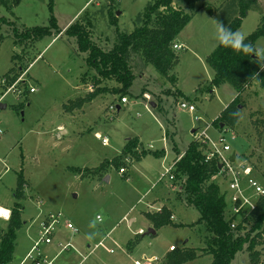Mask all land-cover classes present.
Here are the masks:
<instances>
[{
  "label": "rangeland",
  "instance_id": "rangeland-1",
  "mask_svg": "<svg viewBox=\"0 0 264 264\" xmlns=\"http://www.w3.org/2000/svg\"><path fill=\"white\" fill-rule=\"evenodd\" d=\"M150 1L54 0V13H51L49 0H7V7L0 2V17L5 16L21 30L47 26L52 14L61 28H65L70 20H73L70 24L76 19L88 20L92 26L93 40L104 50H110L117 41L116 27L126 33L132 32L136 27L135 20ZM232 2L197 0L193 21L172 44L177 61L169 75L174 81L160 75L151 65H146L142 55L134 52L130 56V65L136 77L130 94L125 96L127 103H122L120 94L108 93L70 112L66 105L96 88L92 81L96 73L87 66V55L78 52L75 42L65 34L56 38L46 37L35 44L26 42L17 45L10 26H1L0 104L6 107H0V128L3 130L0 135V207H13V194L23 171L27 186L25 199L21 200L24 206L22 214L28 223L17 231V243L21 249L30 246L27 238L29 228L31 235L36 237L41 228L40 223L48 219L51 213L61 212L63 219L58 237L54 238L51 245H43L42 249L53 255L60 251V242L65 245L73 243L76 249L63 252L56 260L57 264H135V260L141 256L134 252L130 256L126 255L125 242L132 237V233L138 232L139 226L130 227L128 217L138 215V211L146 206L145 202L152 197L158 198L159 203L169 201L167 203L175 208V215H171L172 221L174 219L182 226V221L188 223L199 217V212L180 192V182L170 180V174L162 167L161 161H154L150 156L146 161L156 165V171L152 170L154 174L150 173L151 177L144 170L147 165H133L135 161L132 158L127 159L130 162L125 165V172H121L122 167L110 166L97 175H87V170L120 155L128 138L140 141V137L144 142L139 143L140 148L145 150V145L149 144L152 148L165 144V148L168 146L171 149L172 138L174 144L176 140L179 149L185 151L192 138L195 139L197 133L208 127L213 139L221 135L227 137L232 146L231 153L236 155L235 167L242 170L251 168V175L264 185V130L258 120L264 109V89L255 85L241 96L240 103L243 106L240 105L241 114L236 129L214 123L237 92L227 83L209 90L214 72L207 58L220 44L216 38V28L220 22L210 17L207 8L215 10L217 17L219 15L225 19L234 9L233 5L230 6ZM175 5L184 11H191L184 1L176 0ZM111 8L118 18L117 25L110 22ZM76 15L78 17L74 19ZM235 16L236 12L230 20ZM245 17L238 30L248 37L264 22V0H257ZM175 44L182 45V48H175ZM255 46L257 50H264V38L257 40ZM13 57L17 59L13 60ZM260 57L264 60V51ZM12 67H15L14 73L20 77L16 81L18 83L10 85L5 75ZM6 79L8 83L3 84ZM103 85L110 88L120 86L116 81H105ZM25 86L29 91L31 87L37 91L24 95ZM177 86L191 101L176 95ZM168 90L175 94H170ZM145 93L151 99L146 98ZM151 101L158 105H152ZM182 101L195 105L196 111L182 109L179 105ZM20 104L24 108L17 111L15 106ZM112 106L116 108L112 110ZM196 116H200V119ZM172 118H175V129ZM105 136L110 139V144L106 146L101 140ZM171 151L170 155L176 157L175 150ZM132 165L134 172H130ZM78 168L86 173L82 175ZM106 176L110 177L108 182L105 181ZM169 180L172 181L170 188ZM214 180L221 193H225L228 198L227 178L219 174ZM249 196L253 201L259 198L253 191L249 192ZM141 199L143 204L139 202ZM157 208L153 206L149 211H157ZM131 210H134L132 215ZM98 215L103 222L97 221L96 229H91L89 224ZM243 219L244 216L236 217V224ZM68 222L78 232L68 228ZM191 224L195 226L196 222ZM191 224L188 226L192 228ZM7 226V222L0 220L3 231ZM189 227L167 226L161 229L153 237V245L147 248L149 254H158L160 257L171 244L178 249L183 247V242L192 231ZM104 230H112L111 235L120 247L106 240L90 254ZM93 231L101 232L95 240L88 238V234ZM193 231L189 247H204V233ZM146 232L149 233L148 230ZM134 239L137 241L138 237ZM262 243L256 247L261 253V261L264 258V237ZM126 252L130 254L128 250ZM168 254L165 252L163 259L154 264H163ZM211 261V255L200 252V258L192 264H210ZM232 264H252L249 252H239Z\"/></svg>",
  "mask_w": 264,
  "mask_h": 264
},
{
  "label": "trees",
  "instance_id": "trees-1",
  "mask_svg": "<svg viewBox=\"0 0 264 264\" xmlns=\"http://www.w3.org/2000/svg\"><path fill=\"white\" fill-rule=\"evenodd\" d=\"M186 2L191 11L187 12L175 5L176 0H151L146 9L140 13L135 20L136 27L126 33L117 26V41L110 50H104L93 40L92 26L88 20L76 19L63 31L58 25L57 18L52 14L50 23L47 26L33 27L31 29H18L13 22L5 16L0 17V28L8 25L15 36V44H25L37 41L46 37L56 38L67 35L76 44V50L86 54L87 66L95 71L92 81L96 88L82 98H77L66 109L70 112L74 109H81L84 104L93 102L97 97L108 93L120 94L122 98L130 94V88L136 77L130 65V56L134 52L142 55L146 65H151L163 77L174 81L169 72L177 61V55L172 48V44L181 31L190 23L196 9L197 0H180ZM5 7L7 0H0ZM257 0H233L234 9L228 13L225 19L210 7L207 8L209 15L213 16L220 23L225 24L232 31H237L243 23L247 12L255 6ZM54 0H49L48 8L54 13ZM238 9V10H237ZM110 10V22L117 25L118 18ZM237 16L230 20L232 15ZM232 13V14H231ZM231 15V16H230ZM228 18V19H227ZM227 19V20H226ZM88 21V22H87ZM13 26V27H12ZM264 38V22L258 29L247 37L245 43H251L256 49V42ZM17 57H13V60ZM207 62L213 69L214 75L211 80L209 90L219 87L222 84H230L237 92L236 98L222 111L220 117L215 120V124H224L231 130L237 128L240 115L233 117L231 114L239 112L241 114L240 98L245 92L258 85L264 89V60L255 53L236 52L231 48H226L219 44L208 56ZM148 63V64H147ZM15 67L5 75L9 84H14L19 79V74L14 73ZM14 73V74H13ZM105 81H116L120 86L110 88L103 85ZM28 87L25 86L23 94L27 95ZM167 92H171L168 90ZM6 93V92H5ZM175 94V92H172ZM178 96L190 101V97L182 91L176 92ZM241 105V106H240ZM16 110L24 108V105L15 106ZM264 130V109L261 112V119H258ZM174 143V140L170 138ZM139 140L131 138L124 146L122 153L114 157L111 161L105 160L98 167L87 170L89 173L97 175L110 166L115 168H125L127 160L132 158L140 161L145 156L153 155L160 158L164 152L148 151L140 148ZM181 155V154H179ZM24 158V155H22ZM79 173H83L78 168ZM220 167L216 159L207 160L204 148L197 139H193L185 152L180 156L172 167L171 175L174 181L180 182V192L185 194V198L198 212L199 217L192 227L204 233V247H183L169 252L163 264H192L200 258V252L212 256L210 264H232L236 255L242 251H248L252 264H262L261 253L256 249L262 245L264 237V196L259 197L256 207L248 216L236 225L231 227L234 217L230 215L225 193H221L215 177L220 174ZM23 172V171H22ZM21 172L18 185L14 191V204L11 209V218L5 231L0 228V260H12L15 253L17 231L23 225L22 213L24 211L22 199H25V188L27 181ZM172 210L167 206L156 212H146L144 216L151 222L155 230L164 226L175 225L171 219ZM249 227V229H248ZM199 233V234H200ZM212 236V237H210ZM136 241H130L127 248L131 251Z\"/></svg>",
  "mask_w": 264,
  "mask_h": 264
},
{
  "label": "built area",
  "instance_id": "built-area-1",
  "mask_svg": "<svg viewBox=\"0 0 264 264\" xmlns=\"http://www.w3.org/2000/svg\"><path fill=\"white\" fill-rule=\"evenodd\" d=\"M175 48H182V45L175 44ZM3 84H7V79L2 82ZM18 83V82H16ZM15 84V83H14ZM9 89L8 91H10ZM7 91V92H8ZM37 89L35 87L30 88V92H36ZM144 96L148 99H151V96L148 93H145ZM122 103H127V98L121 99ZM182 109L188 110L190 112H194L196 110L195 105L188 103L186 101H182L179 103ZM112 110L116 107L112 106ZM197 119L200 117L196 116ZM208 127L201 131L199 134L197 133L196 138L199 143H201L202 148H204V154L207 160L216 159L218 161L220 167V175H223L228 180V206L229 213L234 217L233 222L231 224L232 228L236 227V217L239 216H248V214L255 209L257 201L251 200L249 196V192L253 191L259 197L264 196V185H262L257 179H255L251 175V168L246 167L244 170L241 168L237 169L235 167V162L231 161L232 157V146L229 144L226 136L221 135L219 138L213 139L211 135L208 133ZM3 133V130L0 128V135ZM102 140L103 145H109L110 139L105 136ZM244 167V166H243ZM172 170V168H170ZM168 169L167 173L170 174V179L173 180L174 176L171 175V170ZM121 172H125V168L121 169ZM246 175L245 177L243 174ZM245 183V184H244ZM247 186V187H246ZM6 214L3 215L0 213V219L9 221L11 218V209H7ZM7 217V218H5ZM99 222L103 219L100 215ZM63 219V214L61 212L51 213L48 219H44L40 225L41 228L36 235L32 239V245L29 250L20 258L12 259L9 261H1L0 264H57L56 260L58 257L65 252L66 250L76 249L73 243H69L67 245L62 242L59 243L60 251L54 253L53 255L47 254L43 249V245H51L54 241L55 237H58L59 230L61 229V222ZM68 228H70L73 232H78L76 227L71 223H67ZM102 244V243H100ZM98 244L97 246H99ZM177 246L172 245L169 247V252L177 250ZM157 257H152L151 260H147V257H140L135 260V264H153L157 261Z\"/></svg>",
  "mask_w": 264,
  "mask_h": 264
},
{
  "label": "crops",
  "instance_id": "crops-1",
  "mask_svg": "<svg viewBox=\"0 0 264 264\" xmlns=\"http://www.w3.org/2000/svg\"><path fill=\"white\" fill-rule=\"evenodd\" d=\"M84 7H82V9H83ZM82 9H81V11H82ZM78 13H80V12H78ZM196 13V11L194 12V14ZM194 16V15H193ZM248 16V15H247ZM76 17H78L77 15L74 17V19L76 18ZM210 17L211 18H214V17H212L211 15H210ZM246 18V17H245ZM244 18V19H245ZM243 19V20H244ZM73 20H70V22L68 23V25L72 22ZM191 21H193V18H192V20ZM67 25V26H68ZM67 26L65 27V28H63V31L64 30H66V28H67ZM263 38V37H262ZM180 44H182L183 46H184V43H180ZM177 88H178V86H177ZM178 90H180V91H182L180 88H178ZM173 92V91H172ZM172 92H170V94H173ZM183 92V91H182ZM167 93V92H166ZM184 94H185V92H183ZM167 95H168V93H167ZM186 95V94H185ZM236 96H237V94H236ZM164 98V97H163ZM236 98V97H235ZM234 98V99H235ZM182 99H184V98H182ZM233 99V100H234ZM232 100V101H233ZM191 101V100H190ZM231 101V102H232ZM230 102V103H231ZM151 103H152V105H154V106H157L158 105V103L157 102H155V101H151ZM118 108H120V106H118ZM196 111V110H195ZM166 112H168V110L166 109ZM200 117V116H199ZM173 119V127H174V129H175V118H172ZM175 132V131H174ZM193 133L195 132V130H193L192 131ZM175 135H176V132H175ZM135 137H138V136H135ZM139 139H140V143L141 142H143L142 140H141V138L140 137H138ZM131 138H128V140H130ZM166 139H167V137H166ZM176 139V138H175ZM192 140H193V138H192ZM191 140V141H192ZM168 141V140H167ZM144 143V142H143ZM175 143L176 144H174V143H172L171 141H170V145L172 144V147H171V149H173V150H175V152H176V154H177V156L176 157H172L171 155H170V153H172V151H171V149H170V147H168V146H166V148H165V144L162 146V147H159V148H152V145L151 144H149V145H145V147H146V149L148 150V151H155V152H160V151H162V150H164V153L162 154V156L160 157V158H157V157H155V156H153V155H148L146 158L144 157L143 158V160H140V161H135V163L133 164V165H135L136 163H140V164H146L147 165V167L146 168H144V170H145V172H146V175H148V177H151L150 176V173L151 174H154V173H152L153 171H156V165L154 164V163H151V162H149V161H146V159L150 156V157H152L153 159H154V161H155V159H157V160H160L161 161V165H162V167H164V169H165V171L167 172V170L168 169H170V168H172L173 167V165H174V163L176 162V160H178L179 158H180V156L185 152V151H181L180 149H179V147H178V145H177V142H176V140H175ZM168 144H169V142H168ZM190 144V143H189ZM188 144V145H189ZM142 145V144H141ZM125 146V145H124ZM150 147V148H149ZM151 149V150H150ZM182 153L181 155H179V153ZM151 163V164H150ZM133 165L131 166V168H130V172H132L133 171ZM151 165V166H150ZM153 170V171H152ZM134 172V171H133ZM165 179V178H164ZM163 180V179H162ZM171 180V179H170ZM169 180V182L171 183V184H168V188H170V187H172V181H170ZM174 180V179H173ZM155 187V184L153 185V187L152 188H154ZM163 189H164V187H162ZM165 188L166 189H168L166 186H165ZM156 194H158V192H156ZM159 196V195H158ZM157 197V196H156ZM139 202H142V204H143V200L141 199ZM167 202H169V201H163V202H158V198H155V197H152L149 201H147V202H145L146 203V206H144L140 211H138L139 213H138V215H134V217H128V224H129V226L130 227H134V226H139V228H138V232H135V233H132V237L131 238H129V240H127L126 242H125V248H126V250H128L129 252H130V254L129 253H127L126 252V250H125V254L126 255H128V256H130L133 252H134V254H138V255H140L141 257H147V260L149 261V260H151V258L152 257H157V259L159 260H162L163 259V255H164V253L165 252H169V248H168V250H166L160 257L158 256V254H149V250L147 249V248H150L152 245H153V242H154V238L153 237H156L158 234H159V231L161 230V229H163L164 227H167V226H164V227H162V228H160L159 230H155L154 228H153V226H152V224H151V222L144 216V213H146V212H156V211H153L152 209H150V211H149V208H153V206H155V208L158 206V208H157V211H159V210H161L162 209V207H164V206H167L168 208H170L171 210H172V213H173V215H175V212H174V210H175V208H173L172 206V204H168ZM160 206V207H159ZM7 209H12V208H7ZM134 212V210L132 211L131 210V214L130 215H132V213ZM127 215H129V214H127ZM179 216V215H178ZM127 218V217H126ZM198 219V218H197ZM196 219V220H197ZM0 220H2V219H0ZM22 220H23V225L22 226H24V225H26L27 223H28V221L27 220H25L24 219V217H23V214H22ZM196 220H192L191 222H186V223H184L183 221L181 222V224H183L184 226H182V225H180V223L179 222H177V221H174V219H173V223L175 224V225H179V226H174V225H169V226H173V227H176V228H181V227H189L188 225H190L191 223H193V222H195ZM2 221H4V222H9V221H6V220H2ZM101 222H103V220L101 221ZM0 228H4V227H0ZM22 228V227H21ZM150 228H153L154 230H155V232H149V230H150ZM189 228H191V227H189ZM192 229V231H191V233L189 234V237L185 240V242H183V247H189V243L192 241V234L194 233V231L193 230H195L193 227L191 228ZM40 230V229H39ZM39 230H38V232H39ZM144 230V231H143ZM148 230V232L149 233H147L146 231ZM59 232H60V230H59ZM111 232H112V230L111 231H106L105 232V230H104V232H102V234L100 235V237H99V240H96L95 241V245H94V247L90 250V254H92V253H94L95 251H96V249H98L99 248V246L101 245L100 243H102L103 244V242L104 241H106V240H109L110 242H111V244H115L116 246H118V247H120V245H119V243L118 242H116V240H115V238H113L112 237V235H111ZM28 243H30V246H29V248L31 247V245H32V239H33V237H35V236H32L31 235V228H29V230H28ZM99 233H101V232H99ZM138 237V240L136 241V239H134V238H137ZM94 240L96 239V237L95 238H93ZM130 241H136V243H135V245H134V247H133V250H129L128 248H127V245H128V243L130 242ZM98 244H100L99 246H97ZM173 244H171V245H169V247L170 246H172ZM89 247L91 248V244H89ZM181 248H183L182 246H180ZM29 248L27 249H25V248H20L19 246H18V243H17V240H16V246H15V253H14V259H18V258H20V257H22L28 250H29ZM140 251H142V253H140ZM111 253H113L112 252V250L110 251ZM115 252V251H114ZM156 262V261H155ZM154 262V263H155ZM153 263V264H154Z\"/></svg>",
  "mask_w": 264,
  "mask_h": 264
},
{
  "label": "clouds",
  "instance_id": "clouds-1",
  "mask_svg": "<svg viewBox=\"0 0 264 264\" xmlns=\"http://www.w3.org/2000/svg\"><path fill=\"white\" fill-rule=\"evenodd\" d=\"M216 38L218 42L226 47L231 48L236 52H243V53H255L258 57L261 56V52L264 50H255L251 43H245L247 37L245 34L239 30L232 31L229 27L225 26V24L220 23L217 25L216 28ZM233 117H238L240 115L239 112H234L231 114ZM5 210L0 209V212H4ZM7 218V217H5ZM100 220V217H96L93 219L89 227L91 229H96L97 221ZM99 233L96 231L90 232L88 234L89 239L95 238ZM262 264H264V258H262Z\"/></svg>",
  "mask_w": 264,
  "mask_h": 264
},
{
  "label": "water",
  "instance_id": "water-1",
  "mask_svg": "<svg viewBox=\"0 0 264 264\" xmlns=\"http://www.w3.org/2000/svg\"><path fill=\"white\" fill-rule=\"evenodd\" d=\"M0 107H6V105L0 104ZM235 159H236V155L233 154L231 157V161H235ZM109 180H110V177L106 176L105 181L108 182ZM149 232H155V230L153 228H150Z\"/></svg>",
  "mask_w": 264,
  "mask_h": 264
},
{
  "label": "bare ground",
  "instance_id": "bare-ground-1",
  "mask_svg": "<svg viewBox=\"0 0 264 264\" xmlns=\"http://www.w3.org/2000/svg\"><path fill=\"white\" fill-rule=\"evenodd\" d=\"M0 209L5 210V208H2V207H0ZM0 213L3 214V215H5L6 214V210L4 212H0Z\"/></svg>",
  "mask_w": 264,
  "mask_h": 264
}]
</instances>
